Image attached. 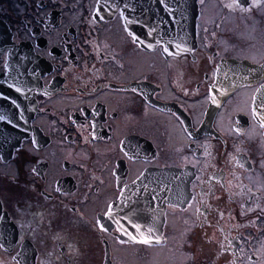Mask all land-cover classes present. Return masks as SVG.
Here are the masks:
<instances>
[{"label": "flooded vegetation", "instance_id": "obj_1", "mask_svg": "<svg viewBox=\"0 0 264 264\" xmlns=\"http://www.w3.org/2000/svg\"><path fill=\"white\" fill-rule=\"evenodd\" d=\"M0 264H264V0H0Z\"/></svg>", "mask_w": 264, "mask_h": 264}, {"label": "water", "instance_id": "obj_2", "mask_svg": "<svg viewBox=\"0 0 264 264\" xmlns=\"http://www.w3.org/2000/svg\"><path fill=\"white\" fill-rule=\"evenodd\" d=\"M123 4V3H122ZM126 28L130 29L131 31H134V34H135V39H137L140 43H146V44H152V42L155 41V39H152V40H145L144 38H142L138 32V28H137V25L135 23V21L131 20V18H129V20L126 21ZM186 39H188L189 37H184ZM184 38H173L170 40V43L171 44H168V48H172L174 42H183L182 39ZM192 39V38H191ZM223 75H224V71L222 68H220L219 70V73L217 74V84H219L220 82H224V84L222 86H225V91L226 90H229V88L231 86H233L234 84H237L238 82H240L239 78L238 77H234V79L232 80H224L223 78Z\"/></svg>", "mask_w": 264, "mask_h": 264}, {"label": "snow or ice", "instance_id": "obj_3", "mask_svg": "<svg viewBox=\"0 0 264 264\" xmlns=\"http://www.w3.org/2000/svg\"><path fill=\"white\" fill-rule=\"evenodd\" d=\"M229 7H232V5H229ZM133 227H135V225H133ZM143 242H144V243H148L147 240H144Z\"/></svg>", "mask_w": 264, "mask_h": 264}]
</instances>
